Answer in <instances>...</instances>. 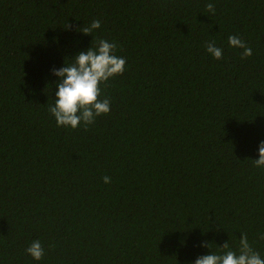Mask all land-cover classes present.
I'll return each instance as SVG.
<instances>
[{
    "label": "trees",
    "instance_id": "16d2710c",
    "mask_svg": "<svg viewBox=\"0 0 264 264\" xmlns=\"http://www.w3.org/2000/svg\"><path fill=\"white\" fill-rule=\"evenodd\" d=\"M98 39L127 60L111 110L58 127L52 70ZM261 141L264 0H0V264H192L241 233L264 257Z\"/></svg>",
    "mask_w": 264,
    "mask_h": 264
},
{
    "label": "clouds",
    "instance_id": "9594fccd",
    "mask_svg": "<svg viewBox=\"0 0 264 264\" xmlns=\"http://www.w3.org/2000/svg\"><path fill=\"white\" fill-rule=\"evenodd\" d=\"M206 11L215 14V5H205ZM101 28V21L94 19L87 26L77 29L84 35H91ZM230 47L243 49L241 58L245 59L252 55L251 47L239 37L230 35L228 37ZM118 45L106 39H98L93 45L80 51L71 58V63L59 69H53V75L59 80L56 82L55 98L53 105H49L48 111L55 118L58 127L71 128L73 130L81 125L85 129L95 123L96 118L107 115L111 110V100L103 96L102 85L107 86L111 79L122 75L126 70L127 60L116 55ZM206 51L214 59L223 58V50L215 45V42L206 44ZM254 166L264 169V141L259 144V158L253 160ZM103 182H111L109 176L103 177ZM264 240V234H260ZM210 248L208 242L202 244ZM25 252L35 261H40L45 255V248L40 240H34L25 249ZM192 264H264V257L250 244L246 233H241L238 247L233 249L229 242L218 246L216 252H210L199 256Z\"/></svg>",
    "mask_w": 264,
    "mask_h": 264
}]
</instances>
